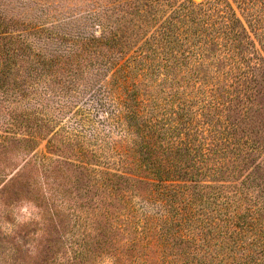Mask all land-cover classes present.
<instances>
[{"label":"trees","instance_id":"obj_1","mask_svg":"<svg viewBox=\"0 0 264 264\" xmlns=\"http://www.w3.org/2000/svg\"><path fill=\"white\" fill-rule=\"evenodd\" d=\"M87 1L76 31L0 11V73L23 59L31 81L50 78L43 91L82 76L108 128L91 134L104 143L95 179L152 206L130 197L127 251L264 264V0Z\"/></svg>","mask_w":264,"mask_h":264},{"label":"rangeland","instance_id":"obj_2","mask_svg":"<svg viewBox=\"0 0 264 264\" xmlns=\"http://www.w3.org/2000/svg\"><path fill=\"white\" fill-rule=\"evenodd\" d=\"M88 7L87 0H0V11L42 16L56 30H78ZM70 64L63 63L62 72L68 74ZM4 65L0 53V71ZM26 72L19 59L0 73V264H138V250L158 264V249L135 243L136 251H127L136 241L127 220L130 197L137 207L152 206L95 179L94 169L102 166L91 155L103 159L104 143L91 134L104 135L108 128L95 95L79 82L82 76L64 83L60 75L58 84L51 83L54 90L43 91L50 78L31 81ZM137 185L142 198L147 196L151 186Z\"/></svg>","mask_w":264,"mask_h":264}]
</instances>
